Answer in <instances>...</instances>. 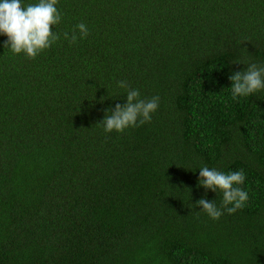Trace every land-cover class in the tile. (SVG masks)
I'll return each instance as SVG.
<instances>
[{"label": "trees", "instance_id": "1", "mask_svg": "<svg viewBox=\"0 0 264 264\" xmlns=\"http://www.w3.org/2000/svg\"><path fill=\"white\" fill-rule=\"evenodd\" d=\"M56 6L60 39L35 58L0 35V264H264V89H229L264 64V0ZM79 23L89 35L69 43ZM119 80L159 107L105 133ZM202 165L243 169L246 205L218 220L195 208L220 204L197 187Z\"/></svg>", "mask_w": 264, "mask_h": 264}, {"label": "clouds", "instance_id": "2", "mask_svg": "<svg viewBox=\"0 0 264 264\" xmlns=\"http://www.w3.org/2000/svg\"><path fill=\"white\" fill-rule=\"evenodd\" d=\"M57 3L58 0H35L33 3L26 0H0V35L7 37L3 42L5 49L14 54L35 58L58 41L60 34L52 30L53 25L62 21ZM88 35L89 28L85 23L77 24L71 34L67 31L63 33L69 43ZM246 66L244 70L229 75V80L232 81L229 89L233 100L264 89V64L250 63ZM116 85L125 90L126 100L123 104L116 103L114 107L106 109L105 116L99 123L104 132H123L129 127H138L151 121L153 113L158 110L160 97L155 95L148 99L141 98L140 90L129 87L125 80L117 81ZM109 98L112 97L108 95L101 100L103 102ZM198 169L197 187L215 192L220 197V204L217 205L216 199L209 200L205 195L193 204L195 208L200 207V211L209 218L218 220L225 212L234 214L246 205L249 193L242 187L246 180L243 169L223 172L207 165Z\"/></svg>", "mask_w": 264, "mask_h": 264}]
</instances>
